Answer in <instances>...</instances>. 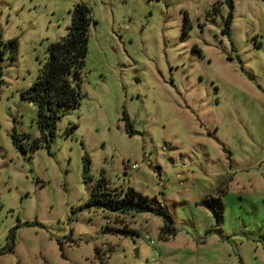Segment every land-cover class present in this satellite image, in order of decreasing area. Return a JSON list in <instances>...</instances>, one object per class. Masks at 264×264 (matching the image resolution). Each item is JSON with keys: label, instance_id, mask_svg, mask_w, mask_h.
I'll use <instances>...</instances> for the list:
<instances>
[{"label": "rangeland", "instance_id": "374dc122", "mask_svg": "<svg viewBox=\"0 0 264 264\" xmlns=\"http://www.w3.org/2000/svg\"><path fill=\"white\" fill-rule=\"evenodd\" d=\"M228 1L0 0V264H264V0H230V35ZM77 4L85 96L46 140L23 91ZM102 177L171 220L87 207Z\"/></svg>", "mask_w": 264, "mask_h": 264}, {"label": "trees", "instance_id": "16d2710c", "mask_svg": "<svg viewBox=\"0 0 264 264\" xmlns=\"http://www.w3.org/2000/svg\"><path fill=\"white\" fill-rule=\"evenodd\" d=\"M231 11L229 13L224 33L230 35L233 20L234 4L228 1ZM93 22L91 9L85 4H77L72 10V20L68 32L61 39L53 42L48 48V58L39 69V74L35 82L23 91V96L38 105L39 123L44 133V138L48 140L45 129L49 130L50 137L53 139L56 131L57 120L63 114V110L68 107H78L85 94L83 92V69L85 58L89 50V30ZM12 45L11 55L16 56L18 41H10ZM0 39V88L3 84L2 60L6 54V49L1 47ZM127 130L133 134V123L128 114H125ZM15 143H19V138L15 133ZM37 146V145H35ZM90 159L86 157V169L89 168ZM108 181L105 177L99 179L91 193L90 200L86 203L87 207H95L118 212H144L151 211L164 215L171 220L170 215L163 209L153 207L149 197L140 193L133 187L127 190L108 191ZM213 207L214 213L220 222L223 219L222 202L218 198L206 197L202 201ZM214 204L219 205L216 209ZM113 230V228L111 229ZM115 230V229H114ZM128 235L132 230L117 229Z\"/></svg>", "mask_w": 264, "mask_h": 264}, {"label": "water", "instance_id": "95a60500", "mask_svg": "<svg viewBox=\"0 0 264 264\" xmlns=\"http://www.w3.org/2000/svg\"><path fill=\"white\" fill-rule=\"evenodd\" d=\"M136 251H137V254H138V252H139V249L137 248V249H136Z\"/></svg>", "mask_w": 264, "mask_h": 264}, {"label": "built area", "instance_id": "2783aa9c", "mask_svg": "<svg viewBox=\"0 0 264 264\" xmlns=\"http://www.w3.org/2000/svg\"><path fill=\"white\" fill-rule=\"evenodd\" d=\"M152 243H153V241H152Z\"/></svg>", "mask_w": 264, "mask_h": 264}]
</instances>
